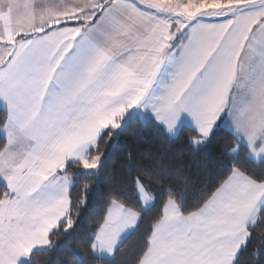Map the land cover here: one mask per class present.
Returning a JSON list of instances; mask_svg holds the SVG:
<instances>
[{"label":"crops","instance_id":"obj_1","mask_svg":"<svg viewBox=\"0 0 264 264\" xmlns=\"http://www.w3.org/2000/svg\"><path fill=\"white\" fill-rule=\"evenodd\" d=\"M39 2L2 0L5 8L18 11L31 10ZM253 23L256 20L245 14L220 25H200L197 38L192 40L176 35L183 23L180 28L167 21L148 25L136 17L121 25L118 38L106 48L102 41L92 40L96 50L85 59L76 58L80 29L67 36L49 35L54 44L50 55L66 41L67 46L51 71L45 67L46 76L40 75L24 107L13 113L7 100L0 96V109L10 114L4 129L5 144L0 148V177L7 181L9 191L20 193L19 199L13 196L12 200H0V223L18 228L17 264L28 260L31 252L48 247V235L56 220L67 217L69 199L62 203L58 200L57 186L50 181L57 169L54 161L43 162V154L58 155V167L69 160L83 162L101 130L127 115L151 118L170 136H175L183 125L193 129V121L185 117L169 131L166 115L170 107L159 112L152 107L162 105L163 85L169 82L167 73L173 70L167 63L162 64L163 57L175 54L179 59L177 50L190 51L191 59L181 77L183 87L177 92L175 104L218 49V60L227 71V58L231 56L235 62L233 54L238 53ZM173 36L179 38L177 43ZM40 191L51 192V204L35 203ZM262 195L264 183L236 170L195 212L183 215L168 201L139 264H232L247 235L246 224H252L257 215L252 213L249 219L250 202ZM137 216L135 210L111 202L93 235L96 255L111 257L112 249L134 229L131 225Z\"/></svg>","mask_w":264,"mask_h":264},{"label":"snow or ice","instance_id":"obj_2","mask_svg":"<svg viewBox=\"0 0 264 264\" xmlns=\"http://www.w3.org/2000/svg\"><path fill=\"white\" fill-rule=\"evenodd\" d=\"M185 3L186 0H175L173 5L157 4L154 0H80L63 8L34 4L30 30L18 32L11 42L7 33L0 32V60L3 61L0 63V96L7 100L13 113L24 107V102L32 96L33 85L40 75L44 73L46 76L45 67L47 71H51L55 60L67 46L68 41L50 55L54 47L48 39L50 34L67 36L70 31L80 29L76 37L79 42L76 58L85 59L96 50L95 45L91 43L92 40L102 41L106 48L118 38L121 25L132 18L140 17L148 25L158 21L177 25L183 23L184 28L178 29L176 35H184L195 40L200 25H220L247 14L249 18L255 19L256 23L252 24L248 37L240 46L238 53L233 54L235 62L233 63L232 57L229 56L225 72L224 66L218 60L220 56L218 49L203 69L192 78L175 104L173 101L176 100L177 92L183 87L181 77L185 74L184 69L191 59L190 51L177 50L179 59L175 54L163 57L162 64L167 63L173 70L167 73L169 82L163 85L162 105L153 104L152 107L158 112L164 107H170L171 110L166 115L170 120L167 125L169 131L179 119L190 118L196 132V136L189 139V144L193 148L200 149L201 145L206 144L221 131L224 137L231 136L236 141L232 153L233 163L236 159L246 160L252 169L248 173L249 178L257 183H264V31H261L264 29V0H254L250 6L228 13H223L222 10L215 13L209 9L192 18H187L183 14ZM106 24L110 27L106 28ZM258 32L259 35H256ZM225 35L227 36V33ZM175 39L176 36H173L172 40ZM171 47L170 45L169 51ZM9 118L10 114L6 112L4 118L0 119V139H3ZM119 127L120 124H117L115 129ZM104 130L107 129H102L99 136ZM99 159L101 157L97 158L95 165L97 168ZM229 170L235 172L237 169L230 165ZM0 187L3 188L2 198L6 200H12L13 196L20 198L19 192L9 191V185L2 177ZM152 199L155 202V197ZM85 201L86 198L83 203ZM28 202H31V198ZM41 202L51 204V192L40 191L35 203ZM250 203L252 207L249 219L252 213L264 215V195L259 200L253 198ZM139 223L140 218L137 216L131 227L135 228ZM259 223L260 221L256 220L255 224H246L248 234L237 250V256L240 250L246 249L250 244L253 237L252 229ZM61 224H64L65 239L56 246L59 251L73 256L75 245L68 244L67 241L73 238V233L70 234L69 230L72 229L74 222L70 218L65 220L61 217L56 220L52 231L59 229ZM17 231L18 228L6 227L0 223V264H17L19 256L15 247ZM144 247H147V241L144 242ZM112 252L115 253V248ZM92 255H96L95 248L92 249ZM253 255L258 256L257 264H264V237L261 238L258 251ZM19 264L35 262L25 259ZM232 264H235V258Z\"/></svg>","mask_w":264,"mask_h":264},{"label":"trees","instance_id":"obj_3","mask_svg":"<svg viewBox=\"0 0 264 264\" xmlns=\"http://www.w3.org/2000/svg\"><path fill=\"white\" fill-rule=\"evenodd\" d=\"M178 37L173 40L177 43ZM173 43V44H174ZM5 112L0 109V119ZM120 127L116 128V125ZM98 136L84 157L90 161L100 156L95 172L81 169L82 162L69 160L64 173L72 180L68 190L67 219L74 222L69 233L73 238L74 254L69 256L56 246L65 239L64 224L48 235L49 247L35 250L28 260L35 264H139L148 248L150 235L162 216L168 201L173 202L181 214L197 211L226 180L233 169L245 176L252 171L244 159L233 163L234 145L231 136L221 131L206 144L193 148L189 139L196 132L181 126L175 136L168 135L153 119L127 115L116 119ZM110 137V138H109ZM5 139H0V148ZM150 192L155 202L143 207L137 193V183ZM0 187V200L4 199ZM86 198L85 203H83ZM111 202H117L139 214L140 223L115 248L111 257L92 255V239L102 224ZM66 219V220H67ZM260 223L252 229L253 237L246 249L235 255V264H257V252L264 237V215L257 214ZM248 234V230H247ZM147 241V247L144 242ZM233 262V261H232Z\"/></svg>","mask_w":264,"mask_h":264},{"label":"rangeland","instance_id":"obj_4","mask_svg":"<svg viewBox=\"0 0 264 264\" xmlns=\"http://www.w3.org/2000/svg\"><path fill=\"white\" fill-rule=\"evenodd\" d=\"M77 2H80V0H40V2L36 5L53 8H63L66 5H71ZM154 2L157 4L173 5L175 3V0H154ZM253 2L254 0H186L185 5L183 6V14L187 18H192L209 9L214 10L215 13H219L221 12V10L223 13H228L236 9L250 6ZM4 6L2 0H0V32L7 33L10 37L11 42V40L15 39V35L18 32L30 30V26L33 23V9L18 11L15 9H7ZM176 28H180L179 25H176ZM183 28L184 25L181 26L180 30H182ZM261 31H264V29H261ZM256 35H259V32ZM98 157L100 156H94L88 162L83 161L81 169L86 172H95L97 169L95 165L97 164ZM42 160L45 164L47 162L50 163L54 161V168L57 169V171L50 181L53 182L54 186H57V191L59 193L58 200L61 201V203L62 201L67 202L68 190L72 184V180L64 173V164L58 167V163H61L60 157L53 153H51L49 157L43 154ZM100 161L101 159H99L98 162L100 163ZM136 186L141 205L143 207L149 206L152 201V195L141 183L138 182ZM145 197H147V200H145ZM58 205L60 206V202H58ZM44 248L45 247H43V249Z\"/></svg>","mask_w":264,"mask_h":264}]
</instances>
